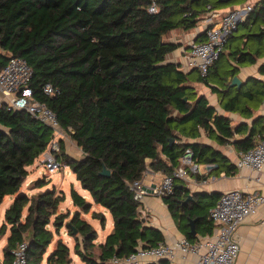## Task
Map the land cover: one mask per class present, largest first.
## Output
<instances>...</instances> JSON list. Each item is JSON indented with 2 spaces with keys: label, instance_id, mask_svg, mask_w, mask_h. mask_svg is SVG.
Instances as JSON below:
<instances>
[{
  "label": "trees",
  "instance_id": "trees-1",
  "mask_svg": "<svg viewBox=\"0 0 264 264\" xmlns=\"http://www.w3.org/2000/svg\"><path fill=\"white\" fill-rule=\"evenodd\" d=\"M223 3L227 2L0 0V70L11 56L27 61L32 71V96L56 114L60 128L81 151L79 158L70 156L60 139L58 157L91 196L88 200L72 188L70 196L79 209L71 215L69 210L59 211L65 194L54 186L31 196L19 192L28 174L26 167L46 149L54 131L26 110H9L2 105L0 204L6 195H15L0 226V237L8 227L10 230L3 248V264H12L11 250L23 240L27 242L26 264H43L48 246L63 227L74 239V253L85 264H110L114 255L126 256L138 246L150 247L164 241L159 229L145 225L140 202L129 189V183L140 178L146 168L170 173L185 149L190 148L197 162L214 163L211 170H224L226 174L235 171V165L218 150L198 141L181 140L198 137L202 129L223 143L242 127L234 131L230 120L218 114L192 82H202L223 94L221 106L225 110L242 112L248 109L241 104L243 101H262L264 83L258 80L251 79L249 89L230 86L236 68L228 63L224 49H229L239 64L251 63L254 54H262L258 46L264 39V28L260 27L264 25V0L228 36L205 76L194 70L184 71L181 63L168 61L169 54L181 43L171 41L167 35L176 29L195 28L209 9ZM152 6L155 11H150ZM250 17L260 24L236 35ZM254 43L258 45L255 50ZM47 82L60 92L45 95L42 87ZM252 135L250 132L235 144L243 151L252 148ZM103 168L110 174H102ZM177 182L173 193L162 199L179 230L192 241L197 235L211 234L214 224L208 209L219 195L194 193L192 199L183 202L189 189L184 181ZM47 183L45 176L32 185L42 188ZM92 202L107 209L113 221L102 243H96V229L81 217L82 212H89ZM92 217L100 219L101 224L105 222L102 212L94 211ZM188 218H196L195 235L189 233ZM71 261V249L59 237L45 264ZM157 264L169 263L161 259Z\"/></svg>",
  "mask_w": 264,
  "mask_h": 264
},
{
  "label": "built area",
  "instance_id": "built-area-1",
  "mask_svg": "<svg viewBox=\"0 0 264 264\" xmlns=\"http://www.w3.org/2000/svg\"><path fill=\"white\" fill-rule=\"evenodd\" d=\"M252 9V5H244L226 12L209 9L201 18L204 39L190 43L184 54L185 66L196 69L201 76H205L209 66L218 59L228 36L236 31L238 25ZM155 10L154 6L150 8V11ZM31 75V68L24 58L20 56L9 58L0 70V93L6 97L5 99L2 98L3 96L0 97V107L6 105L9 110L24 109L51 127L54 135L62 136L65 132L60 128L56 114L43 101L32 96ZM42 91L48 96L60 92L59 88L50 82L43 85ZM60 151L59 139L53 136L46 149L34 161L42 165L39 169L42 176H45L47 171L68 167L58 157ZM235 164L240 168L247 167L260 171L264 166V140L240 152ZM213 167L214 163L197 162L192 150L186 148L179 158V164L170 173L146 168L140 178L129 183V189L134 199L139 202L147 194L162 199L173 193L177 181L188 182L196 175H205ZM157 175L160 179L156 181L153 177ZM201 180L204 183L207 179ZM261 205H264V194L244 192L237 188L223 191L215 204L208 209V217L217 224L213 233L194 241L182 236L172 243L159 241L150 247L138 246L135 251L126 256H112L109 263L145 264L144 260L148 258L153 260L168 258L172 264H184L175 258L176 252H179L182 259L188 254L193 255V264H236L240 250L238 226L247 216L255 213ZM26 250L27 242L25 240L19 242L11 250L12 264H26Z\"/></svg>",
  "mask_w": 264,
  "mask_h": 264
},
{
  "label": "crops",
  "instance_id": "crops-1",
  "mask_svg": "<svg viewBox=\"0 0 264 264\" xmlns=\"http://www.w3.org/2000/svg\"><path fill=\"white\" fill-rule=\"evenodd\" d=\"M260 1L261 0H231L230 2L223 3L219 8H216V9L220 12H226L230 9L242 7L244 5H252L253 7H255L259 5ZM257 24H260V22L257 21L255 24V22H253L251 17L248 18L240 25L239 27L240 29L236 33V35H241L245 33L248 27H252ZM260 27L264 28V25L261 24ZM183 33H184L183 37L170 39L171 41L181 43V46L169 54L168 61L181 63V69L184 71L194 70L196 73H198L196 69L187 68L185 66L184 54L188 46L190 45V43L199 42L200 41L199 39H201L199 37L201 36L204 39L203 25L201 23V19L197 22V25L195 26V28L189 31H183ZM242 39L243 40L246 39V36H244ZM242 39H239L238 41L234 43L240 42ZM262 41L263 42L262 44H260V46L254 43L252 47L253 50H255V48L258 46L262 54L260 55L254 54L253 55L254 61L251 63L246 62V63L239 64L237 60L233 58L232 55H230L229 49H226V50L224 49V52L226 53V57H228L227 61L231 65V67L236 68L235 74L238 75V77L241 79L242 81L241 86L244 89H249L253 85L251 79L258 80L260 83H264V39ZM201 84H202V87H201ZM192 85L195 87L198 94H203L207 97L209 101V105L215 107V110L218 114L224 115L230 120V125L234 131L237 126L242 125V127L240 129V132L235 131L233 133V136L225 140V142L223 143L220 141H217L215 138H211L207 136V134L202 129L200 130V135L198 137L183 138L181 140V141L187 140L191 142L198 141L200 143L209 145L210 147L218 150L223 155H225L229 159V161L235 165V171L232 174H226L224 170H221L220 172H216L215 170H210L208 173H206L203 176L196 175L195 177H192L191 180H189L188 182H184V185L189 189V194H192L193 196L194 193H207V194L215 193L220 196V194L223 191L231 190L234 188L240 189L244 192H250V193L258 192V193L264 194V166L260 171H256V170H253L247 167L240 168V167H237L235 164V161L238 158L240 152L243 151L241 147L235 144V141L247 138L250 135V132L253 133L252 138L254 141V145L258 143L259 141L264 140L263 99L260 102L256 99L252 101L250 100L243 101L244 103L242 102L241 104H245V106H247L248 109L243 110L242 112L241 111H230V110L223 109L221 106V101L224 98L223 94H219L217 92L212 91L210 86H206L202 82H192ZM212 85L215 86V84H212ZM2 96H3L2 93H0V97ZM2 98L5 99L6 97L3 96ZM253 129H254V132H253ZM76 156L77 157H74V156L72 157L79 158L81 155H76ZM146 162L148 163L149 159H146ZM33 167L35 168V163L26 167V169L28 170V174L25 177L24 181L27 183H24L23 181L21 184L22 186L20 187V190H19L20 193H26L29 196L33 195L35 192L39 190L44 191L42 190V188L33 187V185L30 187V189L27 187V184L32 183L38 178V177L29 176L30 175L29 170L30 168L33 169ZM148 170H152V169L148 167ZM204 178L207 180L206 182L203 183L201 179H204ZM153 179L157 181L160 179V176L157 175L153 177ZM22 187H24V189ZM54 187L57 190L62 191L60 190L61 188H58L55 185ZM75 190L78 191L77 189ZM78 192H80V194L84 198L91 200V196L88 190L82 188L81 191H78ZM64 194H65L64 201L67 202L68 205L64 207L62 206L61 204L62 202H61L60 203L61 205H59V211L66 212L69 210L70 214L72 215L73 212H75L79 208L73 205L71 196L66 194V192H64ZM5 198L9 200V205H10L13 202L15 195H6L3 198V200ZM94 204L96 206H101L100 204L92 202V206L89 212L87 213L82 212L81 217L84 220H86L84 218V215H89L91 218H94L92 217V212L94 211L102 212L105 216V222L104 224H101L103 231H105L106 228L112 229L113 221H112V217L109 218V215H108L109 211L105 209L103 206H101L102 208L99 210H92ZM9 205L6 206L4 209L6 210L9 207ZM139 210H140V213H141V216H142V219L145 225L154 226L157 229H159L162 232L164 236V241L166 243H172L176 239L184 236V234L179 230L175 220L171 216L168 210V207L166 203L163 201V199L158 198L152 194H147L144 197V199L140 202ZM94 219H98V218H94ZM4 220H5L4 216L2 215L0 211V226L4 222ZM90 224L96 229L97 238H98L99 232L97 228L92 223ZM213 224H214V228L212 230V233L217 225L215 223ZM62 229H64L63 231H65L66 233V227H63ZM63 231L61 230L60 233H62ZM237 234H238V238L240 241V250L236 258V264H264V205H261L255 213L247 216L243 220V222L239 224L238 229H237ZM206 235H209V234L197 235V239L199 237H203ZM9 236H10V230L8 227L5 234L0 237V264H3V260H4L3 248ZM59 237L60 236L58 235L57 239ZM68 238L70 239L71 237H68ZM97 238L95 240L96 243H98ZM73 245H74V242L71 247L69 246L70 249L73 248ZM55 246H56V243L54 244L53 249L55 248ZM175 258L177 261L179 262L182 261L184 264H193V261H194L193 255L188 254L186 255V257H184V259H182L179 252H176ZM161 259L168 260V263L172 264L168 258H160L157 260L148 258L144 260V263L145 264H157V262ZM45 261L46 260L44 258L43 264H45Z\"/></svg>",
  "mask_w": 264,
  "mask_h": 264
},
{
  "label": "rangeland",
  "instance_id": "rangeland-1",
  "mask_svg": "<svg viewBox=\"0 0 264 264\" xmlns=\"http://www.w3.org/2000/svg\"><path fill=\"white\" fill-rule=\"evenodd\" d=\"M183 36H184L183 31H181L179 29L173 30L167 35V37L169 39L179 38V37H183ZM201 87H202V84H201ZM62 132L63 131L61 130V133ZM54 137L59 139V140L63 139V141L65 143V151L70 156L77 157L76 155H81V151L76 146V143L73 140H71L69 135H67L66 133H62V136H60V134H55ZM34 163H35V168L34 167H33V169L30 168V170H29L30 175L29 176L30 177H38V178L46 176V179L48 180V183L44 187H42V190L51 189L55 185L56 187L61 188L60 190L66 192V194H68L69 196H70V190L72 189V187L77 189L78 191H81L82 186H81L79 180H77L74 172L70 169V167H65V168L60 167V168H57L51 172L47 171L46 175L42 176L39 172L40 171L39 169H41L40 167H42V165L41 164L38 165V162H34ZM26 181H27V179H26ZM24 183H27V182L24 181ZM32 184H33V182L27 184V187L30 189ZM22 188L24 189V187H22ZM22 188H21V190H22ZM61 204L64 207L66 205H68L67 202H65V201L62 202ZM8 205H9V200L5 198L0 205V211H1L3 216H4V212H5L4 208ZM101 208H102L101 206H96L94 204L92 210H99ZM108 215H109V218H111L109 213H108ZM84 218L88 222L92 223L97 228V230L99 232L97 242L100 243V242L104 241L105 235L110 231L111 228L110 229L106 228L105 231H103L102 225H101V222L99 219L91 218L89 215H84ZM61 230L63 231L64 229H61ZM63 232L65 233V231H63ZM63 232L60 233L59 236L62 239H64L65 243H67L71 247L73 242H74L73 237L69 236L67 233L64 234ZM57 237H58V234H55L52 242L50 243L49 247L47 248V251L45 254V260L48 257V255L51 253L53 246L56 243ZM68 237H71L72 240H71V238L69 239ZM71 249H72V251H71L72 261L70 263H67V264H85V262L77 254L74 255L73 248H71Z\"/></svg>",
  "mask_w": 264,
  "mask_h": 264
},
{
  "label": "water",
  "instance_id": "water-1",
  "mask_svg": "<svg viewBox=\"0 0 264 264\" xmlns=\"http://www.w3.org/2000/svg\"><path fill=\"white\" fill-rule=\"evenodd\" d=\"M219 1H222V2H229L230 0H219ZM189 48V46H188ZM230 86H241L242 85V81L241 79L238 77V75H233L231 80H230ZM186 99V97H184V100ZM263 105H264V98H263ZM171 142L173 141V139L171 138L170 140ZM102 174L104 175H109L110 174V171L107 169V168H103V170L101 171ZM193 196L192 194H188L186 196V198L183 200V202H187L189 199H192ZM143 220V219H142ZM195 221H196V218H188V224H189V233L192 234V235H195L196 234V230H195Z\"/></svg>",
  "mask_w": 264,
  "mask_h": 264
}]
</instances>
